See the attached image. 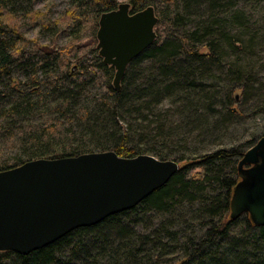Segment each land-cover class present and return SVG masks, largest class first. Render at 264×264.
Returning a JSON list of instances; mask_svg holds the SVG:
<instances>
[{"label":"trees","instance_id":"16d2710c","mask_svg":"<svg viewBox=\"0 0 264 264\" xmlns=\"http://www.w3.org/2000/svg\"><path fill=\"white\" fill-rule=\"evenodd\" d=\"M19 1L0 0V171L35 159L105 151L172 160L178 170L137 206L27 255L1 251L0 264H264V226L253 225L247 213L229 218L237 163L255 141L246 150L211 152L186 141L194 131L211 133L210 120L221 113L241 114L235 104L249 79L235 69L221 97L208 84L209 71L230 70L227 57L243 60L264 39V9L258 10L264 0H128L130 13L152 6L158 22L154 43L127 65L119 90L95 36L100 15L116 9V0H77L76 11L55 23L62 31L73 29L62 47L23 36L14 16L20 3L29 8V2ZM166 30L179 35L165 40ZM195 203L202 206V232H174ZM145 211L169 221L141 232L134 223ZM174 246L181 251L163 261Z\"/></svg>","mask_w":264,"mask_h":264},{"label":"water","instance_id":"95a60500","mask_svg":"<svg viewBox=\"0 0 264 264\" xmlns=\"http://www.w3.org/2000/svg\"><path fill=\"white\" fill-rule=\"evenodd\" d=\"M157 22L152 6L130 13L127 2L100 15L96 49L103 63L114 68L116 90L127 65L154 43ZM177 170L172 160L105 151L35 159L0 171V252L27 255L77 228L129 210ZM237 172L229 218L247 213L253 225L264 226V136L244 152Z\"/></svg>","mask_w":264,"mask_h":264},{"label":"rangeland","instance_id":"374dc122","mask_svg":"<svg viewBox=\"0 0 264 264\" xmlns=\"http://www.w3.org/2000/svg\"><path fill=\"white\" fill-rule=\"evenodd\" d=\"M127 1L116 0L117 4ZM19 2H22V0ZM28 2L29 8L25 4L20 3L19 10H17V14L14 16L23 36L29 40L36 39L41 44H50L54 41L57 46H64L70 40L73 29L72 27H68L62 31L55 23H58L60 18L67 16L70 11H76L75 4L77 0H28ZM24 8H27L29 13H27L28 10H23ZM261 9H264V2L259 5L258 10ZM37 12V19L31 20V16ZM257 13L259 14V12L253 13L251 17V29L254 30L258 29V25L256 24ZM39 17L44 22L38 20ZM85 35H88V33ZM163 35L166 40L174 38L175 35L177 37L179 33L174 30H166ZM247 55L244 56L243 60H241L242 55L238 57L240 60H237L235 56L227 57L224 62L227 65H232L230 70L224 68V66H221L220 70L211 68L208 78L210 79L208 80V84L212 85L211 88H216L217 86V89H220L221 97H223L226 87L229 90L232 86L230 81L233 82L234 70L242 71L244 79H249L247 83L249 89L243 98L235 104L241 114L235 117H227L221 113L219 117L210 120V126L214 125L215 127L209 133L210 135L206 134V136L199 131H194L186 137L187 146L198 147L202 152H211L218 149L229 150L231 148L246 150L247 146H249L247 145L249 140L252 139V141L256 142L258 136L264 134V39H258L254 43L253 49ZM144 64L147 63L144 62ZM234 64L236 65L234 66ZM18 79H22V76ZM197 132L201 134L198 135ZM200 207H202L200 203H195L190 213L185 214L183 218L184 223L172 226L175 230L174 232H183L186 237L191 234H200L202 230L199 221L203 220V217L198 214ZM136 217L138 220L134 225L141 232H144V230L148 232L152 231L160 223L169 221L165 216H159V214L146 211L143 216ZM145 224L148 225L146 226L148 229H145ZM240 230V227L237 225L235 233ZM182 236L180 234L177 237L178 243L183 241ZM173 249V254L164 257L163 261H170L181 251V248H176V246Z\"/></svg>","mask_w":264,"mask_h":264},{"label":"bare ground","instance_id":"6f19581e","mask_svg":"<svg viewBox=\"0 0 264 264\" xmlns=\"http://www.w3.org/2000/svg\"><path fill=\"white\" fill-rule=\"evenodd\" d=\"M113 71H114V69H113Z\"/></svg>","mask_w":264,"mask_h":264}]
</instances>
